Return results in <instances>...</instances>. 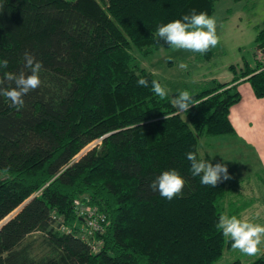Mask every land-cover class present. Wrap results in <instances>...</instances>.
Wrapping results in <instances>:
<instances>
[{
    "label": "trees",
    "instance_id": "obj_1",
    "mask_svg": "<svg viewBox=\"0 0 264 264\" xmlns=\"http://www.w3.org/2000/svg\"><path fill=\"white\" fill-rule=\"evenodd\" d=\"M233 1L254 7L258 0ZM217 3L0 0V60L9 62L0 78L30 74L26 51L43 64L41 86L23 107L0 96V223L22 206L0 227V264H215L232 249L216 224L221 214L236 215L239 193L223 181L202 185L186 154L202 159L201 139L234 134L229 113L241 101L239 84L264 98V64L256 60L239 75L231 67L230 83L191 94L195 105L180 114L169 94L161 100L152 92L157 78L132 53L151 56L167 45L158 26L193 9L212 16ZM255 43L264 50V23ZM140 78L149 86H138ZM173 169L186 185L169 201L148 185ZM77 202L106 217L97 252L82 239ZM35 232L47 237L48 253L38 258L25 244ZM250 264H264V254Z\"/></svg>",
    "mask_w": 264,
    "mask_h": 264
},
{
    "label": "rangeland",
    "instance_id": "obj_2",
    "mask_svg": "<svg viewBox=\"0 0 264 264\" xmlns=\"http://www.w3.org/2000/svg\"><path fill=\"white\" fill-rule=\"evenodd\" d=\"M212 17L216 19V33L219 37V43L212 48L210 60L205 59L199 53L175 50L170 48L168 44L147 58L139 57L136 51L132 52L138 65L151 72L167 88L171 100L181 90H187L190 94H195L201 90L213 88L217 83H227L235 76L231 67L235 68L237 75L246 66L255 67V37L258 30L263 28L264 0H258L254 7L247 5L246 2L218 0ZM258 62L264 64V59ZM181 63L186 64L187 68H180ZM204 139H201L199 143V153L202 159H204V153L208 151L204 152ZM95 145L97 143L86 147L76 159ZM205 160L211 162V156L207 155ZM228 203L229 197L226 199V207ZM256 206H260L259 203L253 207ZM253 207L245 211L240 205H237L233 209H235L236 215L239 213L240 218L247 217L249 222L264 226V209H259V207L253 209ZM21 208L22 206L0 223V227L14 217ZM46 238V235L40 232L32 233L26 237L25 244L30 245L33 257L38 258L48 253V247L45 243ZM260 247L261 254L252 258L242 256L238 250H226L222 258L215 264H231L233 262L250 264L264 254V244H261Z\"/></svg>",
    "mask_w": 264,
    "mask_h": 264
},
{
    "label": "clouds",
    "instance_id": "obj_3",
    "mask_svg": "<svg viewBox=\"0 0 264 264\" xmlns=\"http://www.w3.org/2000/svg\"><path fill=\"white\" fill-rule=\"evenodd\" d=\"M157 35L159 41H165L170 48L201 55L207 54L219 43L215 17L205 12L197 14L194 9L190 15H184L182 20L177 19L158 26ZM24 60V67L30 70V74L23 70L19 73L4 72L3 77L0 78V96L6 97L11 105L17 108L23 107L24 97L29 92L38 89L42 83L39 75L43 67L42 62L37 61L35 56L28 51L24 53ZM8 63L7 59L0 60V70L6 69ZM179 67L186 69L187 65L181 63ZM137 83L141 87L149 86V81L145 78L138 79ZM151 90L161 100L168 97L167 88L157 80L151 81ZM171 103L180 114L187 112L191 106L195 105L193 97L187 90L179 91L178 95L172 98ZM186 155L191 163L192 176H199L202 185L216 188L222 180L231 179L228 168L223 163L213 165L205 159H198L194 152ZM185 185V179L173 169L159 174L148 187L151 191L159 193L162 198L171 201L182 195ZM216 228L222 232L224 237L231 240L232 249L238 250L242 256L252 258L261 254L260 246L264 244V226L249 222L247 217L238 218L236 215L221 214Z\"/></svg>",
    "mask_w": 264,
    "mask_h": 264
},
{
    "label": "crops",
    "instance_id": "obj_4",
    "mask_svg": "<svg viewBox=\"0 0 264 264\" xmlns=\"http://www.w3.org/2000/svg\"><path fill=\"white\" fill-rule=\"evenodd\" d=\"M238 90L241 101L229 113L235 132L205 138L204 152H209L204 153V159L210 155L213 165L223 163L228 168L231 179L222 181L236 187L241 208L246 211L259 203L260 206L253 209H264V98L257 99L244 81L240 82Z\"/></svg>",
    "mask_w": 264,
    "mask_h": 264
},
{
    "label": "built area",
    "instance_id": "obj_5",
    "mask_svg": "<svg viewBox=\"0 0 264 264\" xmlns=\"http://www.w3.org/2000/svg\"><path fill=\"white\" fill-rule=\"evenodd\" d=\"M256 60L264 59V50L256 51ZM77 216L83 221L84 227L82 230V239L91 245L92 251L97 252L100 243L96 242L97 235H101L105 231L106 217L101 214L96 208L77 202L75 205ZM54 217V216H53ZM61 231H68L67 227L60 225Z\"/></svg>",
    "mask_w": 264,
    "mask_h": 264
},
{
    "label": "water",
    "instance_id": "obj_6",
    "mask_svg": "<svg viewBox=\"0 0 264 264\" xmlns=\"http://www.w3.org/2000/svg\"><path fill=\"white\" fill-rule=\"evenodd\" d=\"M6 222H7V221H6ZM6 222H5V223H6Z\"/></svg>",
    "mask_w": 264,
    "mask_h": 264
}]
</instances>
